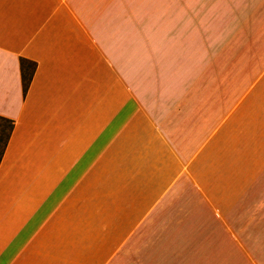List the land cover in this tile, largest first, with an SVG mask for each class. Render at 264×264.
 Masks as SVG:
<instances>
[{
  "label": "crops",
  "instance_id": "1",
  "mask_svg": "<svg viewBox=\"0 0 264 264\" xmlns=\"http://www.w3.org/2000/svg\"><path fill=\"white\" fill-rule=\"evenodd\" d=\"M139 1L0 0V264H131L257 208L264 26L179 63L162 35L194 0Z\"/></svg>",
  "mask_w": 264,
  "mask_h": 264
},
{
  "label": "rangeland",
  "instance_id": "2",
  "mask_svg": "<svg viewBox=\"0 0 264 264\" xmlns=\"http://www.w3.org/2000/svg\"><path fill=\"white\" fill-rule=\"evenodd\" d=\"M155 5L170 8L168 1L160 5L141 0L131 3V9L153 10ZM177 9L178 27L172 35L163 34L162 40L177 43L172 52L179 63L201 57L203 52L211 60L233 59L235 47L264 26V0H194L178 3ZM258 181L257 208L242 211L241 225L211 223L197 227L188 236L181 233L183 227H178V235L160 242L156 255L140 258L139 262L131 258V264H264V176Z\"/></svg>",
  "mask_w": 264,
  "mask_h": 264
},
{
  "label": "trees",
  "instance_id": "3",
  "mask_svg": "<svg viewBox=\"0 0 264 264\" xmlns=\"http://www.w3.org/2000/svg\"><path fill=\"white\" fill-rule=\"evenodd\" d=\"M26 63L25 59H22V65H23V70H24V65ZM32 70L27 74L26 70L23 72V81H24V89L25 92H27L29 85L31 83L33 73L35 71V63H32ZM14 129V121L12 119L3 117L0 115V132L1 138H0V164L3 159V156L5 154V151L7 149V146L9 144L10 138L12 136Z\"/></svg>",
  "mask_w": 264,
  "mask_h": 264
}]
</instances>
